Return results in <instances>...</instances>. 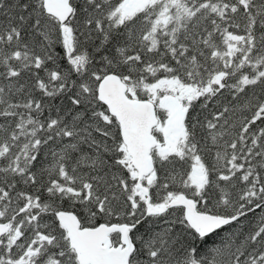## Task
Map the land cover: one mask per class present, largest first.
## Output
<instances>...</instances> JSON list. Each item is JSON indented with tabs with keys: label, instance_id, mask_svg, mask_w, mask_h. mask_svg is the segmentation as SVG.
<instances>
[{
	"label": "snow or ice",
	"instance_id": "snow-or-ice-1",
	"mask_svg": "<svg viewBox=\"0 0 264 264\" xmlns=\"http://www.w3.org/2000/svg\"><path fill=\"white\" fill-rule=\"evenodd\" d=\"M0 264H264V0H0Z\"/></svg>",
	"mask_w": 264,
	"mask_h": 264
}]
</instances>
